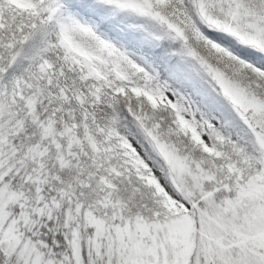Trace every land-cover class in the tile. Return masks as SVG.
Here are the masks:
<instances>
[{
  "label": "snow or ice",
  "instance_id": "1",
  "mask_svg": "<svg viewBox=\"0 0 264 264\" xmlns=\"http://www.w3.org/2000/svg\"><path fill=\"white\" fill-rule=\"evenodd\" d=\"M0 264H264V0H0Z\"/></svg>",
  "mask_w": 264,
  "mask_h": 264
}]
</instances>
